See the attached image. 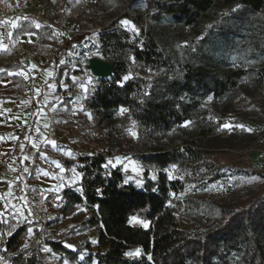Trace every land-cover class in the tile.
I'll return each instance as SVG.
<instances>
[{"label": "trees", "instance_id": "1", "mask_svg": "<svg viewBox=\"0 0 264 264\" xmlns=\"http://www.w3.org/2000/svg\"><path fill=\"white\" fill-rule=\"evenodd\" d=\"M101 1L90 8L103 18L90 49L113 64V74L93 78L81 102L94 121L91 138L98 148L64 159L80 173V186L64 190L59 207L63 217L79 220L80 229L95 231L96 239L75 251L45 242L75 264L80 254L86 264H264V185L237 193L232 183L223 198L199 201L182 178L168 173L177 167L201 188L226 179L229 172L209 161V147L218 140L233 144L236 133L218 139L214 112H234L239 100L259 95L260 104L245 116L264 124V0H115L112 15L104 13ZM38 20L63 42L53 60L60 81L70 74L62 61L79 40ZM218 41L255 62L239 58L232 69H216L209 49ZM120 108L125 111L118 115ZM130 124L137 137L123 146L118 134ZM205 138L210 146L202 145ZM131 150L142 173L111 163ZM15 217H0V264H41L37 242L29 252L21 245L28 228H36L37 236L41 224L25 207Z\"/></svg>", "mask_w": 264, "mask_h": 264}, {"label": "rangeland", "instance_id": "2", "mask_svg": "<svg viewBox=\"0 0 264 264\" xmlns=\"http://www.w3.org/2000/svg\"><path fill=\"white\" fill-rule=\"evenodd\" d=\"M25 1H31L35 4L34 12L36 14L34 17L36 19H41L47 25L56 28L62 36L73 37L79 40L70 49L68 56L62 61L67 63V69L70 70V74H64L59 81V89L62 93H66V98H61L63 102L60 103V109L56 117H54L53 134L61 145L59 152L64 153L65 149L69 148L79 154L89 153L93 148H98V143L91 138V128L93 127L94 121L92 117H89V112L82 110L81 102L87 94V90L85 91V89L92 85L93 78H96L87 69L86 65L89 57H100L98 49H90V39L102 24V15L95 17L91 12L90 8L94 0ZM101 5L104 13L107 15L116 14L115 0H102ZM122 25L130 28L129 25H125L123 22ZM34 43H38V47L36 51H31L32 56L37 58L35 57L37 52H41L44 58L41 62H44L43 64L49 62L53 58L56 49L63 44L59 35L54 32H51L49 36L44 37L40 42L37 40ZM25 45L27 46V44ZM28 45H32L31 42H28ZM209 50L213 53L211 63L218 70L234 68L239 63V58L250 63L256 60L248 56L240 55L242 53L238 48H235L233 45L223 44L221 41L212 45ZM43 64H41L40 68L43 67ZM65 70L63 73H65ZM71 71H75V73ZM64 77H66L65 80ZM89 79H91V83H88ZM248 88L250 89L251 87ZM260 99V96L257 95L248 100H239L235 105L234 112L232 111L225 115H220L215 112L212 114L216 129L215 135L218 139H225L230 133H236V136L232 140L233 144L229 145L223 140H218L216 145L209 147L212 150V153L208 154L209 161L213 162L219 169L229 172L225 180H220L201 188L200 186H195V183L188 177V173L180 172L174 166L168 169L170 176H177L185 181L186 191H193V195H198L199 201L212 196L223 198L230 192L232 183L236 185L237 193L244 187L264 185V124L257 123L245 116L246 113L252 110L254 105L260 104ZM122 109L125 111V108H120L117 112L118 115L124 112ZM103 125L99 124V126ZM121 129L118 134L119 140H123V146H129L136 139L137 131L133 124L123 126ZM99 135L100 132L97 131L95 136ZM237 136L241 139L237 140ZM210 144L207 138L202 142L203 146H210ZM111 163L113 165H121L125 172L137 174L142 173L144 170V166L133 155L132 150L125 158L119 152V156L112 159ZM52 165L51 163L50 166L52 167ZM181 211L182 208H177L176 210L179 215ZM194 219L199 220V217ZM15 220L17 221V217H15ZM78 221L74 218L71 219L70 214L63 217L59 212L56 222L51 226L53 238L48 236V238L46 237L40 240L38 237V240L39 228L36 236V228L30 226L21 245L24 250L29 252L34 246V243L37 242L36 249L41 264H64L66 260L69 261V264H75L68 260L62 251L54 245L46 243L45 240H54L56 243H60L63 247L71 251H75L86 239L95 241V231L92 229H80ZM132 223L139 224L141 222L136 218L132 219ZM181 226H186V224L182 222ZM187 226L189 227L188 224ZM29 229H31L30 233ZM69 245L74 247H69ZM81 256L80 254V264H86L80 258ZM92 264L96 263L93 262Z\"/></svg>", "mask_w": 264, "mask_h": 264}, {"label": "crops", "instance_id": "3", "mask_svg": "<svg viewBox=\"0 0 264 264\" xmlns=\"http://www.w3.org/2000/svg\"><path fill=\"white\" fill-rule=\"evenodd\" d=\"M51 32L31 14L0 21V217L3 212L21 215L25 181L61 198L64 190L80 186V173L64 162L76 151L59 152L61 145L53 134L54 117L61 98H66L53 75L55 52L45 64L41 52L37 58L31 53L38 47L34 42Z\"/></svg>", "mask_w": 264, "mask_h": 264}, {"label": "built area", "instance_id": "4", "mask_svg": "<svg viewBox=\"0 0 264 264\" xmlns=\"http://www.w3.org/2000/svg\"><path fill=\"white\" fill-rule=\"evenodd\" d=\"M35 4L25 0H0V21L7 22L8 19L15 16L35 15ZM21 200L28 213L39 222V239L43 240L50 236L51 226L56 222L59 216V207L61 195L48 190L34 189L27 181L21 186Z\"/></svg>", "mask_w": 264, "mask_h": 264}, {"label": "water", "instance_id": "5", "mask_svg": "<svg viewBox=\"0 0 264 264\" xmlns=\"http://www.w3.org/2000/svg\"><path fill=\"white\" fill-rule=\"evenodd\" d=\"M96 65H102L104 68V73L101 75L99 73H96L93 69ZM87 69L90 70L93 76L99 79H106L112 76L113 74V64L101 59L98 56H92L87 59Z\"/></svg>", "mask_w": 264, "mask_h": 264}, {"label": "snow or ice", "instance_id": "6", "mask_svg": "<svg viewBox=\"0 0 264 264\" xmlns=\"http://www.w3.org/2000/svg\"><path fill=\"white\" fill-rule=\"evenodd\" d=\"M123 23L125 24V25H128L130 22L128 21V20H124L123 21ZM37 27H39V25H37ZM0 47H2V45H0ZM96 73H99V74H103L104 73V68H103V66L102 65H96L95 66V68L93 69ZM125 79H127V77H125ZM92 81H91V79H89V81H88V83H91ZM87 89H85V91H86ZM122 111H124V109H122ZM89 117L91 118V114H89ZM52 143H54V142H52ZM35 146V145H34ZM25 159H27V157H25ZM105 166H107V165H105ZM133 219H136V218H133ZM141 223H144V225L147 227V224H146V222H144V221H140ZM31 232V229H29V233ZM69 247H74V246H71V245H69ZM131 253H126L125 255H130ZM135 255H140V253H139V250H137V252L135 253ZM81 259H83V256H81L80 257ZM149 259H151V257L149 256L148 257ZM64 264H69V261H65L64 262Z\"/></svg>", "mask_w": 264, "mask_h": 264}]
</instances>
